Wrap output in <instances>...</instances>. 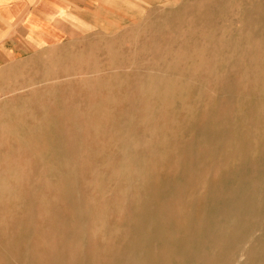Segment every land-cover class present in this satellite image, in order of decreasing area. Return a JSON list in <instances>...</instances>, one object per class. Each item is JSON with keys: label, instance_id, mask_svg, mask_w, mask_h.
Segmentation results:
<instances>
[{"label": "rangeland", "instance_id": "rangeland-1", "mask_svg": "<svg viewBox=\"0 0 264 264\" xmlns=\"http://www.w3.org/2000/svg\"><path fill=\"white\" fill-rule=\"evenodd\" d=\"M105 2L0 69V264H264V0Z\"/></svg>", "mask_w": 264, "mask_h": 264}, {"label": "crops", "instance_id": "crops-1", "mask_svg": "<svg viewBox=\"0 0 264 264\" xmlns=\"http://www.w3.org/2000/svg\"><path fill=\"white\" fill-rule=\"evenodd\" d=\"M108 0H0V69L74 42Z\"/></svg>", "mask_w": 264, "mask_h": 264}, {"label": "bare ground", "instance_id": "bare-ground-1", "mask_svg": "<svg viewBox=\"0 0 264 264\" xmlns=\"http://www.w3.org/2000/svg\"><path fill=\"white\" fill-rule=\"evenodd\" d=\"M185 24H186V23H185ZM135 42H136V41H135ZM153 42L156 43V41H153ZM155 43H154V44H155ZM135 44H136V43H135ZM138 51H139V50H138ZM136 52H137V51H136ZM124 58H125V57H124ZM137 58H138V57H137ZM101 80H102V79H101ZM105 81H108V80H105ZM103 83H104V82H103ZM103 83H102V84H103ZM9 170H10V169H9ZM13 171H14V170H13ZM1 183H2V181H1ZM78 259H79V258H78ZM88 261H89V260H88ZM91 262H92V261H91ZM95 263H96V262H95ZM86 264H87V263H86Z\"/></svg>", "mask_w": 264, "mask_h": 264}]
</instances>
